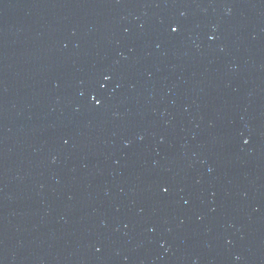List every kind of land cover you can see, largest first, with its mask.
<instances>
[{
  "label": "water",
  "instance_id": "95a60500",
  "mask_svg": "<svg viewBox=\"0 0 264 264\" xmlns=\"http://www.w3.org/2000/svg\"><path fill=\"white\" fill-rule=\"evenodd\" d=\"M0 264H264V0H0Z\"/></svg>",
  "mask_w": 264,
  "mask_h": 264
}]
</instances>
